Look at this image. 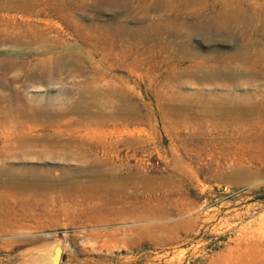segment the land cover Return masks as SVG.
I'll use <instances>...</instances> for the list:
<instances>
[{
  "label": "rangeland",
  "instance_id": "1",
  "mask_svg": "<svg viewBox=\"0 0 264 264\" xmlns=\"http://www.w3.org/2000/svg\"><path fill=\"white\" fill-rule=\"evenodd\" d=\"M55 246L264 264V0H0V264Z\"/></svg>",
  "mask_w": 264,
  "mask_h": 264
},
{
  "label": "water",
  "instance_id": "2",
  "mask_svg": "<svg viewBox=\"0 0 264 264\" xmlns=\"http://www.w3.org/2000/svg\"><path fill=\"white\" fill-rule=\"evenodd\" d=\"M60 259V247L55 246L51 252V256L49 257V264H58Z\"/></svg>",
  "mask_w": 264,
  "mask_h": 264
},
{
  "label": "bare ground",
  "instance_id": "3",
  "mask_svg": "<svg viewBox=\"0 0 264 264\" xmlns=\"http://www.w3.org/2000/svg\"><path fill=\"white\" fill-rule=\"evenodd\" d=\"M243 53V52H242ZM236 56H242V55H240V54H236ZM204 78V77H203ZM35 179V178H34ZM34 183V182H33ZM59 184V183H58ZM63 184V183H62ZM61 184V185H62ZM23 185V184H22ZM33 186V185H32ZM62 187V186H61ZM23 188V187H22ZM61 204V203H60Z\"/></svg>",
  "mask_w": 264,
  "mask_h": 264
}]
</instances>
